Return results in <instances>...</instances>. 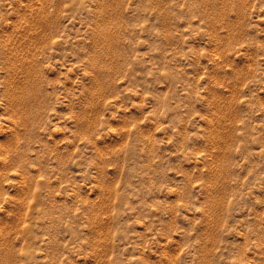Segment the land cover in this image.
<instances>
[{
    "label": "rangeland",
    "instance_id": "obj_1",
    "mask_svg": "<svg viewBox=\"0 0 264 264\" xmlns=\"http://www.w3.org/2000/svg\"><path fill=\"white\" fill-rule=\"evenodd\" d=\"M0 264H264V0H0Z\"/></svg>",
    "mask_w": 264,
    "mask_h": 264
},
{
    "label": "bare ground",
    "instance_id": "obj_2",
    "mask_svg": "<svg viewBox=\"0 0 264 264\" xmlns=\"http://www.w3.org/2000/svg\"><path fill=\"white\" fill-rule=\"evenodd\" d=\"M112 39H113V38H112ZM109 40H110V38H109ZM29 70H30V69H29ZM35 71H36V70H35ZM30 77H32V76H30ZM30 82H31V81H30ZM33 82H34V81H33ZM33 82H32V83H33ZM20 83H21V82H20ZM35 85H36V84H35ZM14 87H15V86H14ZM15 88L17 89V87H15ZM35 88H37V87H35ZM26 90H27V89H26ZM28 90H29V89H28ZM37 90H38V89H37ZM28 93H29V92H28ZM36 93H38V92L36 91ZM26 94H27V92H26ZM28 95H30V93H29ZM28 95H27V97H28ZM9 97H10V96H9ZM14 97H16V96L14 95ZM29 97H30V96H29ZM8 99H9V98H8ZM16 99H17V98H16ZM26 100H27V98H26ZM17 101H19V100H17ZM29 101H31V99H30ZM14 106H15V105H14ZM29 106H30V105H29ZM37 106H38V104H37ZM37 106H36V109H37ZM34 107H35V106H34ZM19 108H20V107H19ZM30 108L32 109L33 107L30 106ZM30 108H28V109H30ZM32 110H33V109H32ZM32 110H31V111H32ZM19 111H20V110H19ZM21 111H22V110H21ZM12 112H13V111H12ZM25 112H26V111H25ZM32 112H33V111H32ZM29 113H30V111H29ZM30 114H31V113H30ZM21 116H25V115L22 114ZM16 117H18V116H16ZM24 118H25V117H24ZM27 119H29L28 116H27ZM31 119H32V117H31ZM27 124H28V123H27ZM27 124H26V125H27ZM17 126H20V125H17ZM220 159H221V158H220Z\"/></svg>",
    "mask_w": 264,
    "mask_h": 264
}]
</instances>
